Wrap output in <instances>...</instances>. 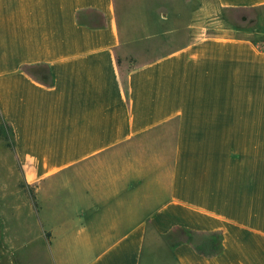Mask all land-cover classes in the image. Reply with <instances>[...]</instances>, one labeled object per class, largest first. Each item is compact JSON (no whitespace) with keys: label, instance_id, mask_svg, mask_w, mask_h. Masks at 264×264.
Masks as SVG:
<instances>
[{"label":"crops","instance_id":"obj_1","mask_svg":"<svg viewBox=\"0 0 264 264\" xmlns=\"http://www.w3.org/2000/svg\"><path fill=\"white\" fill-rule=\"evenodd\" d=\"M0 119V264H264V0H0Z\"/></svg>","mask_w":264,"mask_h":264},{"label":"rangeland","instance_id":"obj_2","mask_svg":"<svg viewBox=\"0 0 264 264\" xmlns=\"http://www.w3.org/2000/svg\"><path fill=\"white\" fill-rule=\"evenodd\" d=\"M150 47H152V45ZM145 49L146 48L142 45L136 51H137V53H140L141 52L142 54H145L147 51H149L148 50L149 48L147 50H145ZM0 135L2 136V138L7 139L9 141V139H10V130H9L8 126L4 122H2L1 119H0Z\"/></svg>","mask_w":264,"mask_h":264}]
</instances>
